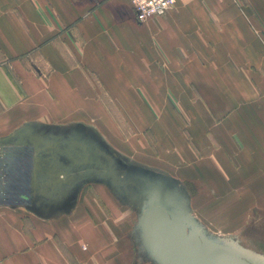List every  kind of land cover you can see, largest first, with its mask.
<instances>
[{
	"label": "crops",
	"instance_id": "0c3cea01",
	"mask_svg": "<svg viewBox=\"0 0 264 264\" xmlns=\"http://www.w3.org/2000/svg\"><path fill=\"white\" fill-rule=\"evenodd\" d=\"M82 68L117 92L136 133L150 129L151 163L197 184L204 212L264 211V0H175L144 22L128 0H0V137L77 109ZM6 147L0 264H136L125 210L11 200Z\"/></svg>",
	"mask_w": 264,
	"mask_h": 264
},
{
	"label": "rangeland",
	"instance_id": "374dc122",
	"mask_svg": "<svg viewBox=\"0 0 264 264\" xmlns=\"http://www.w3.org/2000/svg\"><path fill=\"white\" fill-rule=\"evenodd\" d=\"M62 50L71 58L64 46ZM80 73L86 84H80L79 90L87 99L77 103V109L65 102L56 121H26L14 133L0 137V144L22 142L7 174L13 195L9 198L40 211L49 206L71 208L90 196L95 205L125 210L136 264L163 263L144 224L146 212L157 206L184 220L208 243L264 264L263 209L248 205L246 212L225 217L209 212L210 208L204 212L195 182L151 163L150 157L158 155L155 136L149 128L144 134L132 129V119L114 100L117 92L112 86L104 84L95 70L82 68ZM182 120L186 124L187 118ZM191 146L198 156L192 142Z\"/></svg>",
	"mask_w": 264,
	"mask_h": 264
},
{
	"label": "water",
	"instance_id": "95a60500",
	"mask_svg": "<svg viewBox=\"0 0 264 264\" xmlns=\"http://www.w3.org/2000/svg\"><path fill=\"white\" fill-rule=\"evenodd\" d=\"M21 143H1L0 146H7L3 155L10 159ZM144 224L151 245L164 264H257L253 257L232 248L202 243L201 233L161 207L147 211Z\"/></svg>",
	"mask_w": 264,
	"mask_h": 264
},
{
	"label": "built area",
	"instance_id": "2783aa9c",
	"mask_svg": "<svg viewBox=\"0 0 264 264\" xmlns=\"http://www.w3.org/2000/svg\"><path fill=\"white\" fill-rule=\"evenodd\" d=\"M132 6L135 18L139 22L164 14L171 9L175 0H128Z\"/></svg>",
	"mask_w": 264,
	"mask_h": 264
},
{
	"label": "bare ground",
	"instance_id": "6f19581e",
	"mask_svg": "<svg viewBox=\"0 0 264 264\" xmlns=\"http://www.w3.org/2000/svg\"><path fill=\"white\" fill-rule=\"evenodd\" d=\"M206 238V237H205ZM204 238V236L202 237L201 236V241H202V243H208V241H206V239ZM208 244H210V243H208Z\"/></svg>",
	"mask_w": 264,
	"mask_h": 264
}]
</instances>
